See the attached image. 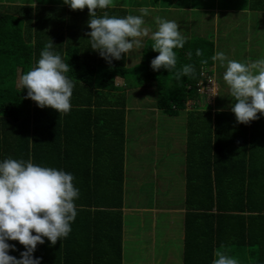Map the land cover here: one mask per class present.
Instances as JSON below:
<instances>
[{"label":"trees","instance_id":"16d2710c","mask_svg":"<svg viewBox=\"0 0 264 264\" xmlns=\"http://www.w3.org/2000/svg\"><path fill=\"white\" fill-rule=\"evenodd\" d=\"M185 1L186 7L202 10L207 7L214 9L218 4L217 1L222 0ZM241 1L245 3L243 7L247 8L246 13L248 11L264 13V0ZM114 5L117 7L111 6L110 9L98 11V15H103L105 12L116 16L130 14L129 5L124 0H118ZM51 10H55V13ZM77 11H72L62 3V0L55 2L20 0L18 4L0 0V159L6 157L31 159L36 164L71 172L76 177L75 185L80 189V198L76 201L79 211L72 224V232L67 239L58 241L55 246H51L47 239L45 244L38 246L34 255L42 258V264H123L121 188L110 186L111 180L107 172L101 174L99 171L96 172L101 162L95 157L98 147H94L93 142L97 141L99 136L94 138L91 133L93 129L96 132L105 131L107 133L105 139L107 141L108 138L111 148L114 147L116 138L124 137L123 125L120 121L125 119V115L120 116L121 114L118 113L116 118L114 116L110 118L106 111L108 109L115 112L117 100L111 96V93L105 92L116 91L119 88L116 79L121 78L128 71L123 65L125 63L123 59L113 61L109 66L110 69L104 67L108 63L99 53L89 48L86 35L90 31L87 27L90 18L88 10H82L81 15H78L80 19L74 21ZM50 39L54 44L56 41L58 46L55 51L59 52L65 62L72 67L67 75L75 87L72 109L67 114H59L51 108H39L35 102L27 98V90L23 91L19 86L20 77L35 66L41 51ZM186 40L182 49L175 50L176 68L178 70L184 65H193L195 74L192 77H181L177 80L176 70L170 73L164 69L159 72L154 71L151 61L159 53L152 50L153 41L147 40L138 66L142 71L140 70L141 73L136 79L138 83L135 80V87L153 89L151 96L162 116L187 118L192 121L202 120L200 122L202 130L199 133L204 134L201 144L205 152L201 156V166L202 175L207 183L204 179L202 204L194 207L204 214L203 223L193 231L203 232L209 244H195L189 234L192 230L188 226L185 264H212L213 253L217 249L235 258L244 257L243 242L239 240L237 234L252 239L255 226L264 238V187L260 186V191H263L262 200L259 195H254L252 192L247 195L243 186L240 191L233 193L232 198L235 203L221 201L222 191L218 190V187L222 184V178L218 166H212V138L208 140L206 136L211 130L212 118L215 116L217 120L216 130L220 128L222 130L221 125L227 123L224 126H228L236 137L251 132V137L255 139L257 136L254 135H258L259 131L262 130L264 134V124L263 117L249 125H244L236 122L234 113L214 114L211 111L212 106L208 104L205 84L209 80L215 81L216 69L222 72L223 67L219 62L214 63L211 59L216 50L210 38L186 37ZM197 49L202 55H196ZM92 57L94 62L90 63ZM207 68H212L213 71H208ZM203 73L207 77L203 76ZM202 82H204L203 94L200 93ZM203 95L206 97V103L208 102L204 108ZM190 102H193L195 109L201 111H189ZM98 118H101V123H98L100 120ZM117 142L119 144L118 140ZM93 162L94 165H91ZM259 172L264 185V170ZM104 177L107 179L102 183L101 179ZM213 179L216 188L213 187ZM188 190L191 193L195 188L190 187L189 184ZM214 209L217 210V214H213ZM226 210L240 214L259 213L262 216L230 217L223 214ZM192 216H188L187 222ZM225 217L236 218L242 222V232H236L237 225L232 226L229 231L232 250L222 244L223 236L226 239L224 230L229 228L228 226L222 228ZM200 219L197 218L198 221ZM214 220L218 221L217 237L220 244L217 240L215 243L212 232ZM10 243L16 244L17 247V251L10 252V255L19 258L20 252L25 250L24 247L18 241H10Z\"/></svg>","mask_w":264,"mask_h":264},{"label":"crops","instance_id":"0c3cea01","mask_svg":"<svg viewBox=\"0 0 264 264\" xmlns=\"http://www.w3.org/2000/svg\"><path fill=\"white\" fill-rule=\"evenodd\" d=\"M143 1V0H141ZM140 0L135 2L133 4L132 8H137L138 10L145 9L144 6L146 2H141ZM150 1L147 2L150 3ZM185 0H170V3L167 4L165 7H159L157 6V3L153 4V7L159 8V10H165V12L169 13V16L166 18L168 20H175L181 27L180 31L184 37H200L202 34L198 33L196 35L193 31V25H190L188 29H183L182 27V19L188 18L194 19L197 14L203 15L206 13L209 14H217L218 20L223 19L222 23H225V19L227 16H238L240 20H244V13L247 11L246 7H243L245 5L244 1L241 0H227L226 3L222 1H217L218 4L215 6L207 7L206 9H195L193 7H186L185 6ZM162 2H159V4ZM111 6H115L112 4ZM115 6L114 8H116ZM120 7V6H118ZM130 8V9H132ZM110 9V8H109ZM129 9V10H130ZM88 10V9H86ZM107 10V9H105ZM158 10V9H156ZM156 10H152L153 13L150 14L148 17L156 19L154 12ZM99 12H102L104 10H98ZM97 11V12H98ZM149 11V10H147ZM88 12V11H87ZM82 13L81 10H78L74 16V21H78L80 19L78 15L80 16ZM98 14V13H97ZM259 16H263L264 13H259ZM77 16V17H76ZM198 17V16H196ZM264 17V16H263ZM202 19L204 18L201 17ZM263 19V18H262ZM261 19V20H262ZM156 23V21H155ZM193 23V22H192ZM220 24L218 23V26ZM231 21H229L223 31L230 30L231 31L237 27V25H234ZM157 27V24H156ZM246 30L250 32L248 26H246ZM153 32V31H152ZM151 32V33H152ZM151 33L148 34V36L140 38L142 41L140 48H134L129 54L128 57H125L123 60H125V63H123L124 66L132 65V66H139L140 64V58L142 54V48L144 47V43L147 40H151ZM251 33L253 31L251 30ZM204 38V37H201ZM214 45L216 52L219 51V45L216 44L213 37H209ZM208 39V38H206ZM247 39V38H246ZM220 43V41H218ZM232 42H229V47H234V44ZM58 46L55 41V48ZM230 53H225L229 59L239 60L235 59L233 56H235L236 51H231L228 49ZM237 50V49H236ZM241 50V49H240ZM239 51V50H238ZM98 53V52H97ZM140 53V54H139ZM83 58V57H82ZM133 58H138L136 60L138 61H131ZM250 61V60H249ZM248 61V62H249ZM94 62V58L90 60V63ZM138 63V64H137ZM109 64H105L104 67L106 69H110ZM225 67H223L222 72L217 70L216 68V78L215 82L217 84V96L215 97V102L211 106L215 109L211 110L214 114L216 112H229L230 106L232 103L231 95L228 86L223 81V73L225 71ZM129 82L126 78V75L122 76L121 78L116 79L117 86H122L125 88V101L121 108L118 109V106H115V111H124L126 113V117L124 120L120 121L121 125H123V135L124 137H120L119 139L116 138V142L114 144V147L111 148L108 138L106 141L107 133L103 130H98L96 132L95 129L92 130L91 136L94 138L96 136H99V139L93 142L94 147H98V153H95V157L97 160H99V167L96 171L98 173H104L107 172L110 176L111 183L110 186H115L121 188V203H122V209L121 212L123 213V264H134L136 260L139 259L140 253L143 251V245H141V239L145 236L152 239L151 242H148V247L151 248L148 253V258L151 264H154V256L155 252H160L161 256V263H164V260L166 257L169 258L168 262L171 264L174 261V256L172 254V241L175 242V244L179 245V252H180V262L181 264H185V254H186V242H187V227L192 230V233H189L192 237L193 241L197 245H201L203 243L209 244L208 238L203 234L201 231H193L196 228L199 227L203 223L202 216L204 215L201 211L194 207L200 206L202 204V196H203V188H204V176L202 175V166H201V156L203 152H205L202 148L201 141L203 140V133H199L200 130H202V127H200V122L202 120H195L192 121L190 119L184 118L186 126L188 124V129L186 131L187 134H185V144L183 145V164H181L184 169L180 171L179 173H176V176L174 177L172 175V172H170L169 179L165 180V175H160L159 169H158V161H154V166L151 169L150 163L149 166L143 168L142 166L145 165V163H148V161H144V163H139L138 158H134L133 155L134 150L136 151V146L131 147L130 139L133 135V133L130 132L128 124H129V112L131 108H136L140 104V102H144L146 95H143L139 92L137 89H129L130 84H127ZM131 87H135V85L131 84ZM127 95V99H126ZM228 96L225 97V96ZM191 107L189 111H201L198 109H195L193 107V102H190ZM234 103V101H233ZM207 103L203 104L202 106H205ZM219 105V108L217 106ZM150 110L154 117L148 119L151 120L154 124L157 125V129H162L164 131V128H160L159 126L164 122L170 121H177L178 118L175 119L173 117L168 116H162L161 112L157 109L155 104H152V106L148 109ZM121 116V115H120ZM98 123H101V118ZM97 120V119H96ZM141 116L138 114L137 121L140 122ZM211 130L207 132V138L208 140L212 138V161H213V167L216 165L218 166L219 173L222 178V184L218 187V190L222 191V199L221 201H229L230 203H235V200L232 198L233 193L238 192L241 190L243 186H245L246 194L253 193L254 195H259L260 200H262V192L260 191V186L264 187L262 185V175L259 171L264 170V134L258 135L255 139L253 137H249L248 135L243 134V140L238 144V147L233 146V152H230V147L232 146V141L235 140L237 137L232 134V131H230V128L228 126H223L222 130L217 129L216 126L218 125L217 120L215 116L212 118L211 121ZM263 124H264V117H263ZM229 128V130L227 129ZM170 129L168 127L166 130ZM211 132V133H210ZM217 138V141H216ZM119 141V144L117 142ZM255 142H254V141ZM221 141V142H220ZM139 154V153H137ZM192 154V155H191ZM94 158V157H93ZM215 158L217 159L215 161ZM163 163L166 162L165 160L162 161ZM216 163V164H214ZM94 165V162L93 164ZM147 165V164H146ZM93 171V166L91 169V173ZM260 174V175H257ZM149 175V180L152 179L153 181H157L155 185L147 180L141 182L145 177ZM161 177L160 183L159 179L157 177ZM228 178V179H227ZM106 177L102 178V183L106 181ZM173 179L177 181L179 184V188L181 194L178 196V205H174L171 201V191L166 194L164 191L163 193H160L158 190L164 187L170 188ZM224 182V183H223ZM205 183L206 179H205ZM190 184V187L195 188L193 192H189L188 186ZM206 186V185H205ZM213 187L216 188L215 180L213 179ZM252 190V191H251ZM148 199H146L145 202L151 199L149 205V209L146 208H137L136 202L133 201V196L136 194L139 198H143V196H146L150 193ZM215 192V191H214ZM119 194V193H118ZM119 196V195H117ZM144 202V203H145ZM139 203H141L139 201ZM224 207H227V205H224ZM146 210L149 211V215L145 217L143 214L146 212ZM213 214H217V210H213ZM133 213H140V216H133ZM147 213V212H146ZM148 214V213H147ZM225 216L230 217H259L262 216L261 214L257 213H237L226 210L223 212ZM193 215L189 222H187L188 216ZM200 217L201 219L198 221L197 218ZM218 221L214 220L212 225V232L214 234L215 243L216 240L218 244H220V240L217 237V230H219L218 227ZM262 223V222H260ZM129 225L131 230H134L135 233L131 232L127 229V226ZM238 226V229L236 230L237 233L242 232L241 226L242 222L236 218H228L225 217L222 221V228L225 226H228L226 230H224L225 238L223 236V245L226 246L229 250H232L230 247L231 238L228 237L229 231L232 226ZM142 229V234L139 236L140 231ZM253 230V229H251ZM236 234V233H235ZM240 238L239 240L243 242L242 246H244V257L240 256L237 257L240 264H264V238L262 234L260 235L259 230L254 226V230L252 233V239L243 238L241 235L237 234ZM211 239L213 241V235L211 236ZM155 250V252H154ZM178 253V250H177ZM258 253V254H256ZM177 255V254H176ZM191 260V259H190ZM208 264V263H207Z\"/></svg>","mask_w":264,"mask_h":264},{"label":"clouds","instance_id":"9594fccd","mask_svg":"<svg viewBox=\"0 0 264 264\" xmlns=\"http://www.w3.org/2000/svg\"><path fill=\"white\" fill-rule=\"evenodd\" d=\"M62 3L72 11L88 9L89 48L109 65L128 57L134 48H140V38L149 34V29L143 27L147 9H142L141 15L116 16L107 12L98 15V10L111 7L112 0H62ZM156 24L157 30L151 33V48L159 54L151 61L152 69L169 73L176 70L177 80L192 77L193 65L176 68L175 50L182 49L187 42L180 25L162 17H156ZM196 55H202L199 49ZM211 59L221 67L226 65L222 78L233 98L230 111L236 122L249 125L259 120L264 115V59L241 62L229 59L222 51H217ZM71 68L55 51L50 39L35 66L20 77L19 86L27 90V98L39 108L67 114L72 109L75 87L67 75ZM208 82L211 84L208 95L216 96L213 80ZM75 181L73 173L36 164L31 159H0V264H42V258L34 255L38 246L45 244L46 239L55 246L69 237L79 211L76 201L80 198V189ZM10 241H18L24 247L19 258L10 255L17 251L16 244ZM213 257L212 264H240L237 258L219 249Z\"/></svg>","mask_w":264,"mask_h":264},{"label":"rangeland","instance_id":"374dc122","mask_svg":"<svg viewBox=\"0 0 264 264\" xmlns=\"http://www.w3.org/2000/svg\"><path fill=\"white\" fill-rule=\"evenodd\" d=\"M11 4H18L20 0H8ZM50 1V0H48ZM55 2V0H51ZM118 0H112V4L117 2ZM126 4H128L129 8H132L131 5L135 4V1L138 3L139 0H124ZM141 1V0H140ZM227 0H222V2L226 3ZM141 2H146L144 8L149 10L147 11V15H145L144 18V25L143 27L149 29V33L152 31H156V19L148 17L150 14L153 13L152 10H156L154 12L155 17H162L166 19L169 16V13L165 12V10H159V8L153 7L154 3H157V6L165 7L167 4L170 3V0H151L150 3L147 4V0H143ZM159 2H162L159 4ZM51 12L55 13V10H51ZM131 15H141V10H138L137 8H132L128 11ZM259 13H251L248 11V13H244V20H240L238 16H232L229 15L225 19V23L223 24L222 17L220 20H218L217 14H203L202 16L197 14L194 19H189L185 18L182 19V27L183 29L189 28L190 25H193V31L196 35L198 33H201L202 35L200 37L204 38H209L213 37L214 41L216 44L219 45V51H222L224 53H230L228 49L231 51H236L235 56H233L235 59H239L241 62H248L250 61H255L257 59H264V15L259 16ZM204 18L202 19L201 17ZM263 18V19H262ZM262 19V20H261ZM231 21L234 23V25H237L232 31L231 28L230 30L223 31L225 25ZM193 22V23H192ZM218 23L220 24L218 26ZM233 25V26H234ZM246 26H248L249 31L246 30ZM181 27V26H180ZM251 30L253 33H251ZM247 38V39H246ZM220 41V43H218ZM229 42H232L234 44V47H229ZM231 43V44H232ZM146 44V43H145ZM144 44V45H145ZM144 47L142 48L143 51ZM237 49V50H236ZM241 49V50H240ZM239 50V51H238ZM140 54V53H139ZM138 58H133L131 61H135ZM138 61V60H136ZM141 63V62H140ZM139 63V64H140ZM138 64V63H137ZM125 69L128 71L125 75L126 78L129 82L127 84H130L129 89H137L139 92L143 95H146L145 101L140 102V104L136 108H131L129 112V130L131 133H133L131 139L129 140L132 146H136V151L134 150V158H138L139 155V163H144V161H148V163H145L142 167L145 168L146 166H151V169L154 166V161H158V169L160 172V175H165V180H166V185H167V180L169 179L170 172H172V175L175 177L176 173H179L184 169V167L181 165L183 164V156L184 151H183V145L185 144V134L187 129H188V124L186 126V121L184 118L178 119L177 121H170L169 122H164L163 126L162 124L159 126L160 128H164V131L162 129H157V125L154 124L151 120L152 118H155L153 113L148 110L152 104H155L154 98L151 96L152 93L154 92L152 88H146V87H131L132 85H135V80L138 79L137 77L141 73V69L137 66H132V65H127L124 66ZM209 68H207L208 70ZM141 70V71H140ZM213 71L212 68L209 69L208 71ZM215 84V81H213ZM136 83H138V80H136ZM204 85V82L200 84V88L202 91H200L201 94H203V89L202 86ZM206 85V84H205ZM216 86V84H215ZM126 89L120 86L116 91L109 90L108 92L105 93H111L113 98L117 100L115 104L118 106V109L122 107L125 101V91ZM209 92V91H208ZM216 92H217V86H216ZM217 94V93H216ZM217 96V95H216ZM216 96H210L209 97V103L208 104H214L213 98L215 99ZM225 97L228 98L226 95ZM127 99V95H126ZM231 99H233L231 97ZM232 101V100H231ZM192 103L188 104V110H190ZM203 105V103H202ZM203 108L206 106H202ZM201 107V108H202ZM219 108V105L217 106ZM215 109L212 107V110ZM109 115L110 118L114 116L115 118L117 117L118 113L121 114V116L125 115L126 113L124 111H111L108 110L106 111ZM138 114L141 116L140 122L137 121V116ZM149 119H148V118ZM261 117H264V115H261ZM157 118V116H156ZM155 118V119H156ZM259 122V121H258ZM168 127L170 129L166 130ZM249 137L251 136V132L248 133ZM259 136L262 134V130L257 133ZM258 135H254L255 137ZM244 137V136H243ZM243 137H237L235 140L232 141V146L230 147V152H233V146L235 143V146L238 147L239 142L243 140ZM139 153V154H137ZM192 155V154H191ZM165 160L166 162H162ZM147 164V165H146ZM159 179V183L161 180V177H157ZM149 180V175L145 177L141 182ZM153 186L157 181H153L152 179L149 180ZM179 188V184L175 179H173V183L170 188L164 187L159 189L158 191L160 193H163L164 191L166 194H168L169 191H171V201L174 203V205H178V196L181 194L182 191ZM151 194V191L148 195L143 196V198L138 199V195L133 196V201L136 202L137 208H146L149 209L150 205V200L147 202L146 199L149 198ZM139 201L141 203H139ZM145 202V203H144ZM148 214H147V213ZM146 212L143 214L145 217L149 215V211L146 210ZM133 216H140V213H133ZM127 229L130 230L131 232L135 233L134 230H131L129 225L127 226ZM142 234V229L140 231L139 236ZM152 239L145 236L141 239V245H143V251L140 253L139 259L135 261L134 264H151L148 258V253L151 248H149L148 242H151ZM172 254L174 256V261L171 264H181L180 262V252H179V245L175 244L174 241H172ZM178 250V253H177ZM155 252V250H154ZM177 254V255H176ZM154 264H160L161 261V256L160 252L158 251L157 253L155 252L154 256ZM169 258L166 257L164 260L163 264H170L168 262Z\"/></svg>","mask_w":264,"mask_h":264},{"label":"bare ground","instance_id":"6f19581e","mask_svg":"<svg viewBox=\"0 0 264 264\" xmlns=\"http://www.w3.org/2000/svg\"><path fill=\"white\" fill-rule=\"evenodd\" d=\"M207 85V84H206ZM208 91H210V89H209V87H208V85H207V92H206V95L208 96ZM202 97H204L205 99H204V103H206V97L203 95ZM208 100H209V97H208Z\"/></svg>","mask_w":264,"mask_h":264},{"label":"built area","instance_id":"2783aa9c","mask_svg":"<svg viewBox=\"0 0 264 264\" xmlns=\"http://www.w3.org/2000/svg\"><path fill=\"white\" fill-rule=\"evenodd\" d=\"M202 75L205 76V77H207L206 74H204V73H203ZM208 87H209V89H210V87H211L210 82H208Z\"/></svg>","mask_w":264,"mask_h":264},{"label":"water","instance_id":"95a60500","mask_svg":"<svg viewBox=\"0 0 264 264\" xmlns=\"http://www.w3.org/2000/svg\"><path fill=\"white\" fill-rule=\"evenodd\" d=\"M204 99H205V98H204V97H202V103H203V104H205V103H204Z\"/></svg>","mask_w":264,"mask_h":264}]
</instances>
